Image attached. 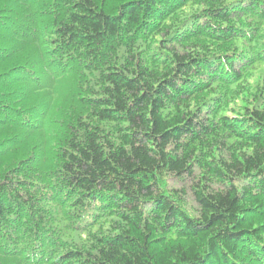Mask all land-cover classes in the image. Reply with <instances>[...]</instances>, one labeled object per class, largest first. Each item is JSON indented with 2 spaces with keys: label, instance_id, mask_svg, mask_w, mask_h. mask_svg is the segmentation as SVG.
<instances>
[{
  "label": "trees",
  "instance_id": "trees-1",
  "mask_svg": "<svg viewBox=\"0 0 264 264\" xmlns=\"http://www.w3.org/2000/svg\"><path fill=\"white\" fill-rule=\"evenodd\" d=\"M0 264H264V0H0Z\"/></svg>",
  "mask_w": 264,
  "mask_h": 264
},
{
  "label": "rangeland",
  "instance_id": "rangeland-1",
  "mask_svg": "<svg viewBox=\"0 0 264 264\" xmlns=\"http://www.w3.org/2000/svg\"><path fill=\"white\" fill-rule=\"evenodd\" d=\"M230 114V113H229Z\"/></svg>",
  "mask_w": 264,
  "mask_h": 264
}]
</instances>
